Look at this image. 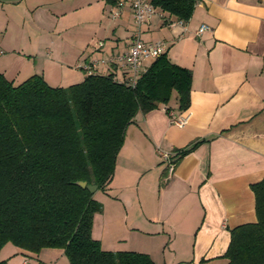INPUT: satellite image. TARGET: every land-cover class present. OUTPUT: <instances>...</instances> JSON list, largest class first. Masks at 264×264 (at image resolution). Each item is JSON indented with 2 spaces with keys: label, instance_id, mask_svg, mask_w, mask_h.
I'll list each match as a JSON object with an SVG mask.
<instances>
[{
  "label": "crops",
  "instance_id": "obj_1",
  "mask_svg": "<svg viewBox=\"0 0 264 264\" xmlns=\"http://www.w3.org/2000/svg\"><path fill=\"white\" fill-rule=\"evenodd\" d=\"M114 6L115 0H0V72L13 83L34 73L53 86L81 81L86 73L70 76L64 64L121 54L131 42V9L126 4L112 20ZM183 21L154 14L141 35L166 40L170 61L191 69L190 104L178 110L174 100L138 112L127 125L112 178L98 198L93 193L101 210L91 234L104 250L143 252L153 264H225L230 229L256 221L250 186L264 178V0H196ZM201 24L209 28L196 35ZM98 34L106 41L85 51ZM109 69L115 76L121 70ZM183 116V126L173 123ZM158 148L172 154L171 173ZM127 222L131 232L121 234ZM154 238L161 241L154 245ZM46 251L53 264H69L61 248ZM6 252L0 259L8 264H30V257L51 264L15 245Z\"/></svg>",
  "mask_w": 264,
  "mask_h": 264
},
{
  "label": "trees",
  "instance_id": "obj_2",
  "mask_svg": "<svg viewBox=\"0 0 264 264\" xmlns=\"http://www.w3.org/2000/svg\"><path fill=\"white\" fill-rule=\"evenodd\" d=\"M150 2L167 19L187 20L196 0ZM107 69L67 86H52L37 73L13 83L0 72V250L10 242L24 254L61 248L69 264H153L143 252L100 247L91 229L101 204L76 181L104 190L127 125L138 112L174 100L186 109L192 71L166 52L144 64L135 86L125 70L117 80ZM250 187L256 221L230 229L225 264H264V178Z\"/></svg>",
  "mask_w": 264,
  "mask_h": 264
},
{
  "label": "built area",
  "instance_id": "obj_3",
  "mask_svg": "<svg viewBox=\"0 0 264 264\" xmlns=\"http://www.w3.org/2000/svg\"><path fill=\"white\" fill-rule=\"evenodd\" d=\"M126 4H128L131 9L132 20L135 26L127 50L121 54H113L106 58L83 61L78 63L75 67L83 69L86 74H91L97 72L100 67L104 66L106 68H111L113 65H118L120 69L126 71L127 84L135 86L144 71L145 62L166 52L169 43L163 39L147 41L142 38L141 27L147 20L151 19L154 14H158L162 18L165 17L164 14L159 12L148 0H115V6L110 10V17H119ZM168 21L170 24H180L184 26L183 20L168 19ZM208 28L209 26L206 24H201L196 30V35L201 34ZM102 44V42H99L98 46L100 47ZM120 77L121 76L118 75L114 78L121 80ZM172 121L178 126H183L187 121V116L174 118ZM158 152L168 162L167 171L171 173L173 169V163L171 161L172 154L159 148ZM22 264H27V260H24Z\"/></svg>",
  "mask_w": 264,
  "mask_h": 264
},
{
  "label": "rangeland",
  "instance_id": "obj_4",
  "mask_svg": "<svg viewBox=\"0 0 264 264\" xmlns=\"http://www.w3.org/2000/svg\"><path fill=\"white\" fill-rule=\"evenodd\" d=\"M110 17V16H109ZM111 18V17H110ZM112 19V18H111ZM113 20V19H112ZM105 37L104 36H102L101 34H98V35H96V36H94V38H92V41L89 43V45L86 47V49H85V51H90V50H92L94 47H96V45H98V43H99V41L100 40H103V41H106L105 39H104ZM66 47H57L56 49H58V50H64ZM26 49H28L29 50V48H26ZM33 49V48H32ZM27 50V51H28ZM79 63H81L82 61H78ZM76 64V63H75ZM75 64L73 63V64H64V66H65V68H69L70 69V76H71V74L72 75H76V74H83V72H84V70L83 69H79V68H77V69H73V67L75 66ZM78 64V63H77ZM72 70V71H71ZM58 72V71H57ZM73 72V73H72ZM74 72H76V73H74ZM56 74H60V70H59V72L58 73H56ZM22 75H25V73H23ZM24 77H26V76H21L20 78H17V79H19V80H17V81H22L23 79H24ZM74 79V78H73ZM72 81H77V80H72ZM52 86L53 85H55V84H51ZM173 99V98H172ZM96 192V198H98V196H99V194H100V192H101V189H96L95 190ZM94 193V192H93ZM130 222H127L126 224H125V227H124V230L122 231V233L121 234H125L126 232H131V230L129 229L130 228ZM133 232H135V230H133ZM129 240V239H128ZM153 242H154V245L156 244V243H159L161 240L159 239V238H154L153 240H152ZM13 246L14 245H12V243H10V242H8L7 244H6V246L4 247V249H3V252L0 254V258H2L3 256H5L6 254H7V250L9 249V248H13ZM48 248H52V247H44V248H42L39 252H38V254L40 255L39 256V258L40 259H51V264H53L54 263V261H55V259L56 258H53V255H47L46 254V250H48ZM5 250V251H4ZM17 256H20V255H17ZM46 256H47V258H46ZM21 258L19 257V260H20ZM28 260H29V263L30 264H36V259L34 258V257H30V258H27ZM59 262V264H61V261H58Z\"/></svg>",
  "mask_w": 264,
  "mask_h": 264
},
{
  "label": "water",
  "instance_id": "obj_5",
  "mask_svg": "<svg viewBox=\"0 0 264 264\" xmlns=\"http://www.w3.org/2000/svg\"><path fill=\"white\" fill-rule=\"evenodd\" d=\"M76 183L82 187H86L90 192H94L97 187L95 184H87L85 181H76Z\"/></svg>",
  "mask_w": 264,
  "mask_h": 264
}]
</instances>
